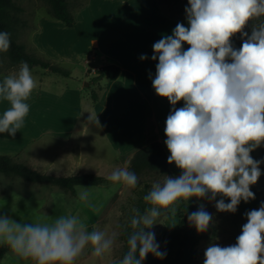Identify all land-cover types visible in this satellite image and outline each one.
<instances>
[{
  "label": "clouds",
  "instance_id": "obj_1",
  "mask_svg": "<svg viewBox=\"0 0 264 264\" xmlns=\"http://www.w3.org/2000/svg\"><path fill=\"white\" fill-rule=\"evenodd\" d=\"M188 26L178 23L173 35L154 43L152 60L158 58L153 88L173 106L166 119L165 141L182 174L165 176L143 197L150 205L143 213L133 208L128 251L119 264H143L148 254L164 259L155 233L147 231L163 215L173 221L181 202L192 197L215 200L219 212L237 211L241 201L255 199L251 186L260 176V163L250 153L264 144V0H188ZM259 20L251 35L249 21ZM247 37L239 50L231 38ZM188 44L187 50L183 45ZM10 48V34L0 32V52ZM141 60L147 59L141 56ZM37 87L27 62L18 74L0 84V99L9 102L0 117V133L15 136L29 113L26 101ZM184 106L176 109L179 101ZM91 120V117H90ZM98 123V120H96ZM113 183L136 188L138 177L127 168L108 177ZM79 195L94 212L87 188ZM210 194V196H209ZM247 223L234 245H209L203 264H264V203L245 213ZM198 232H206L213 217L203 206L188 215ZM175 225V223H173ZM119 233L88 231L78 215H60L52 223H19L0 217V245L32 264H75L89 245L94 257L110 253Z\"/></svg>",
  "mask_w": 264,
  "mask_h": 264
},
{
  "label": "crops",
  "instance_id": "obj_2",
  "mask_svg": "<svg viewBox=\"0 0 264 264\" xmlns=\"http://www.w3.org/2000/svg\"><path fill=\"white\" fill-rule=\"evenodd\" d=\"M153 1L156 3V25L150 30L132 26L133 23L139 25L138 21L148 16L132 11L139 0H85L83 7L72 9L76 18L72 28L49 16L41 17L31 36L32 46L48 60L69 65L73 71L70 78L59 79V83H43L36 79L37 87L26 101L30 110L24 126L15 136L0 133V154L13 156L29 149L44 153L42 148H49L46 141L54 142L50 146L52 150L53 147H72L81 140H99L104 142L101 151L83 153L81 162L62 154L60 162L54 164L53 172L40 168L41 172L73 176L77 174L68 173L85 174L97 170L94 167L97 163L92 160L110 163L116 168L119 159H127L125 168L129 170L135 152L148 140V123L152 122L155 135L169 157L165 127L173 106L153 88L152 80L159 61L151 57L155 54L154 43L173 35L178 23L187 27L188 21L165 14L161 2ZM148 18L151 20L150 16ZM159 23L167 28L159 27ZM149 31L150 39L147 37ZM182 47L187 50L189 45L185 43ZM142 55L147 59L141 60ZM82 63L89 66L79 76L74 71ZM108 65H118L122 70L121 77L114 82L102 81V90L98 91L100 103L94 104L91 95L98 89L91 85L86 87L85 83L90 84L95 71ZM88 71L93 74L87 77ZM7 76H0V84ZM183 106L181 100L174 107ZM9 107V102L0 99V117ZM169 165L173 175L182 174L179 168H174V163ZM83 187H76V195Z\"/></svg>",
  "mask_w": 264,
  "mask_h": 264
},
{
  "label": "rangeland",
  "instance_id": "obj_3",
  "mask_svg": "<svg viewBox=\"0 0 264 264\" xmlns=\"http://www.w3.org/2000/svg\"><path fill=\"white\" fill-rule=\"evenodd\" d=\"M68 1L71 9L75 10L78 9L85 0ZM159 1L162 4L165 14L172 17H187L185 9L190 6L188 0H181L177 6L170 4V0ZM16 6L19 8L16 11L18 22L14 24L11 30L12 37L18 44L25 48L28 54L37 58L47 59L32 46L31 36L37 28L38 20L41 17L48 16L50 8L49 2L47 0H17ZM132 11H140L148 15L146 18H142L138 21L139 25L133 23V28L150 30L156 25L154 19L156 3H154L153 0H139L137 6ZM149 16L151 17V20H149ZM128 23L130 24L132 22L128 21ZM255 24H257L256 20L249 21L244 32L249 35L248 30H252ZM159 27L164 29L167 28V26L160 23ZM147 37L149 39L151 38L150 31L148 32ZM233 39L235 41L236 49L239 50L247 37L237 33L233 36ZM0 57V75L10 76L18 74L21 64L14 62L6 54L0 55ZM88 66L89 65L86 63H82L74 72H77L79 76H82L86 72ZM59 67L69 73H72L73 71V67L69 65H59ZM30 71L35 80L40 79L43 83H49L51 81L58 82L59 79H66L59 74H53L40 67L30 68ZM63 81H61V83ZM88 87H90V84ZM148 133L152 136L155 135V129L152 122L148 123ZM46 142L49 143V148L47 150L42 148L44 153L36 151L32 152L33 150L29 149L26 152L13 155L14 161L27 164L38 170H40V168H45L46 170L53 172L56 169L55 165L60 162L62 154H64V156L73 157L77 160L79 159L81 162L83 153L99 152V150L101 151L102 149V144H104V142L99 140H88V142L81 140L79 143L76 142L72 147H53V149L50 150L54 142ZM45 152L47 154H45ZM254 160L262 161L259 165L261 176L256 183V186L264 203V144L259 146ZM126 161L127 159H119L117 167L114 168L113 164L105 162L99 163L96 160H92L93 163H97V165L94 166L97 170L86 173L103 176L106 179V183L98 187L83 188H87L89 192V202L99 208V212H94L92 208L88 207L85 202H82L79 199L80 193L85 189H79L78 194L75 197H72L51 185L29 183L13 174H0V217H10L19 223H52L55 218L60 215H78L88 225L89 232L99 230L110 235L115 231L118 232L119 235L110 253H106L102 257H94L92 255V248L89 245L76 260L75 264H119V261L123 259L122 254L124 247L127 244L125 235H128V233L131 232L126 216L133 215V208L139 209L141 213H143L146 208L150 207V205L143 200V197L146 195L144 194L143 187L128 188L123 183H113L108 179L109 175L114 170L125 168ZM175 167L176 165L174 163V168ZM79 173L83 172L75 171L68 174ZM164 178L165 177L159 175L145 177L143 180L150 185L148 192L151 190L153 183H163ZM221 198L225 199V197L219 195L215 200H210L208 197L198 198V210L203 206L204 210L212 215L213 220L210 223L208 230L202 233V239L196 248L197 258L195 264H203L205 250L211 244H218L221 247L234 245L236 237L242 232V226L246 224V219L236 212H219L217 210L215 204ZM185 203L186 202H181L177 217L174 221L171 218H165L161 215V217L158 218L157 223L153 225L151 229H147V231L155 233V240L160 247L166 242L171 231L178 227L181 206ZM173 223H175V225H173ZM0 264H32V262L16 256L11 251L0 261Z\"/></svg>",
  "mask_w": 264,
  "mask_h": 264
},
{
  "label": "trees",
  "instance_id": "obj_4",
  "mask_svg": "<svg viewBox=\"0 0 264 264\" xmlns=\"http://www.w3.org/2000/svg\"><path fill=\"white\" fill-rule=\"evenodd\" d=\"M16 1L17 0H0V32H8L10 34V48L7 52H0V55L6 54L11 60L18 64H21L22 61L27 62L29 68L40 67L53 74H59L65 78H70L71 73L62 69L58 64L53 63L51 60L37 58L28 54L25 48L18 44L12 37L11 30L14 24L18 22L16 11L19 8L16 6ZM47 1L50 5L48 11V16L50 18L64 22L69 28L76 25L75 14L71 9L68 0ZM180 1L181 0H170V4L177 6ZM84 5L85 3L81 4L79 8ZM260 19L264 20V17ZM256 22L258 24L260 21L256 20ZM248 32L250 36L252 30H248ZM231 43L233 48L236 49L233 37L231 38ZM121 73L122 70L118 65H108L95 71V77L90 81V85L96 86L98 89L94 90L91 95L94 104L100 103L98 91L102 90L101 82L104 80L111 82L117 81L121 77ZM91 74H93V72L88 71L87 77ZM258 148L254 149L250 153L253 159H255ZM167 159L168 155L156 135H149L147 142L135 152L130 162L129 171L134 172L137 175V187H143L144 194H147L150 188L149 183L143 180L145 177H149L150 175H159L161 177L180 176L172 174ZM0 174H13L29 183L51 185L61 189L64 193L69 194L72 197L76 196V187L78 186L98 187L106 183V179L104 177L92 173L77 174L73 176H56L53 174H46L27 164L15 162L13 156L7 154H0ZM251 191L254 192L255 199L250 200L247 203L241 201L236 211L237 214H240L246 219V223L247 218L245 213L251 210H258L263 203L256 184L251 186ZM225 199L227 203L230 202L228 198ZM197 202L198 198L192 197L188 203L186 202L181 206L178 227L171 231L166 242H164L163 246L160 247L161 251L166 252L165 258L159 259L150 253L143 261V264H195L197 258L196 248L202 239V233L198 232L196 227L189 222L188 215L192 212L198 211ZM130 218L131 215L126 216L128 223H130ZM241 233H239L238 236ZM125 236V240H127L128 235ZM127 251L128 244L124 247L122 254L123 257ZM9 252H11V250L8 246L0 245V261Z\"/></svg>",
  "mask_w": 264,
  "mask_h": 264
},
{
  "label": "water",
  "instance_id": "obj_5",
  "mask_svg": "<svg viewBox=\"0 0 264 264\" xmlns=\"http://www.w3.org/2000/svg\"><path fill=\"white\" fill-rule=\"evenodd\" d=\"M85 86H86V87H88V86H89V84H88V83H85Z\"/></svg>",
  "mask_w": 264,
  "mask_h": 264
}]
</instances>
